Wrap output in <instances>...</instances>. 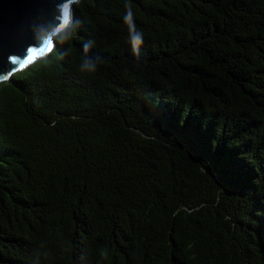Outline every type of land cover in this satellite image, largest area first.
<instances>
[{
  "label": "trees",
  "instance_id": "1",
  "mask_svg": "<svg viewBox=\"0 0 264 264\" xmlns=\"http://www.w3.org/2000/svg\"><path fill=\"white\" fill-rule=\"evenodd\" d=\"M72 7L0 81V264H264V0Z\"/></svg>",
  "mask_w": 264,
  "mask_h": 264
},
{
  "label": "water",
  "instance_id": "2",
  "mask_svg": "<svg viewBox=\"0 0 264 264\" xmlns=\"http://www.w3.org/2000/svg\"><path fill=\"white\" fill-rule=\"evenodd\" d=\"M78 0H0V81L44 57ZM67 11V22L65 12Z\"/></svg>",
  "mask_w": 264,
  "mask_h": 264
},
{
  "label": "clouds",
  "instance_id": "3",
  "mask_svg": "<svg viewBox=\"0 0 264 264\" xmlns=\"http://www.w3.org/2000/svg\"><path fill=\"white\" fill-rule=\"evenodd\" d=\"M131 13L129 12V16ZM133 39L137 43H142L143 42V33L142 32H136L133 36ZM91 47V42H86L84 44V49L88 50ZM97 68V61L92 60L90 58H84L81 63V71L82 72H92L95 71Z\"/></svg>",
  "mask_w": 264,
  "mask_h": 264
},
{
  "label": "snow or ice",
  "instance_id": "4",
  "mask_svg": "<svg viewBox=\"0 0 264 264\" xmlns=\"http://www.w3.org/2000/svg\"><path fill=\"white\" fill-rule=\"evenodd\" d=\"M65 21L67 22V11L65 12Z\"/></svg>",
  "mask_w": 264,
  "mask_h": 264
},
{
  "label": "rangeland",
  "instance_id": "5",
  "mask_svg": "<svg viewBox=\"0 0 264 264\" xmlns=\"http://www.w3.org/2000/svg\"><path fill=\"white\" fill-rule=\"evenodd\" d=\"M49 51H50V50H49ZM46 54H47V53H46ZM46 54H45V55H46ZM45 55H44V56H45Z\"/></svg>",
  "mask_w": 264,
  "mask_h": 264
},
{
  "label": "bare ground",
  "instance_id": "6",
  "mask_svg": "<svg viewBox=\"0 0 264 264\" xmlns=\"http://www.w3.org/2000/svg\"><path fill=\"white\" fill-rule=\"evenodd\" d=\"M39 59V58H38Z\"/></svg>",
  "mask_w": 264,
  "mask_h": 264
}]
</instances>
